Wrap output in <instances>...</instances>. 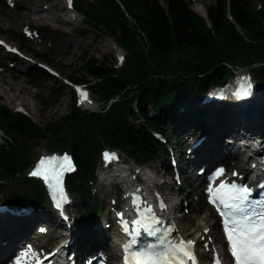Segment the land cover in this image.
Returning <instances> with one entry per match:
<instances>
[{
  "label": "trees",
  "instance_id": "obj_1",
  "mask_svg": "<svg viewBox=\"0 0 264 264\" xmlns=\"http://www.w3.org/2000/svg\"><path fill=\"white\" fill-rule=\"evenodd\" d=\"M253 1L215 0L204 6L203 18L191 10L190 0H163V5L159 0H98L88 7L83 0H74L86 26L115 39L125 52L124 61L117 68L88 58L80 66L85 80L72 79L86 83L97 96V112L79 110L73 98L62 123L39 125L0 105L4 134L0 204L10 208L47 204L42 184L23 172L33 143L45 140L46 150L70 153L77 171L67 176L66 186L68 193L82 201L93 196L91 184L96 180L100 150L118 149L139 165L149 164L161 153L167 154L156 135L170 143L185 122L202 121L206 115L228 121L230 112L223 105L193 112L180 105L202 102L212 88L233 75V66L251 69L252 78L264 89V8L253 11ZM146 106L155 117L149 116ZM164 169H169L168 163ZM18 179H23L24 191L3 199L8 184ZM96 208L98 212L95 204L83 207L80 253L82 233L88 232Z\"/></svg>",
  "mask_w": 264,
  "mask_h": 264
},
{
  "label": "bare ground",
  "instance_id": "obj_2",
  "mask_svg": "<svg viewBox=\"0 0 264 264\" xmlns=\"http://www.w3.org/2000/svg\"><path fill=\"white\" fill-rule=\"evenodd\" d=\"M21 3H17L12 11L7 12L6 19L8 24H14L15 26H19L23 29H32V28H41L47 27L50 24H58L61 26L71 27V30H64L62 28H58L56 30L47 31L49 34H54L53 38L48 41L40 40L39 37H35V35H30L28 40V44H19V46L9 45V47H14L16 49H23L24 51H30L35 47H38V50L44 51L49 50L53 54H57L59 56L60 70L59 73L62 74L65 66H71L73 61L86 53H92L94 50L98 53H107L111 50V47L108 43H102V40L97 35L91 36L85 30L76 29L77 25L75 22V18H68V7L66 6V0H21ZM203 1V0H202ZM193 10L196 14L200 16L205 15V8L203 5L194 7ZM47 28H45L46 30ZM2 32V31H1ZM0 32V33H1ZM10 35L5 34L4 42H8ZM90 39V40H87ZM78 52H81L78 54ZM3 54H0V59H2ZM53 65V60H49ZM0 64L1 61H0ZM34 63L30 59H17L15 63L9 64L6 68V71L9 73V80H6L2 67L0 65V96L2 98H6L9 102H16L17 100L20 103V106L24 105L27 107V110L32 114V109L27 105V101L20 98L21 94L32 95L35 97L38 92L30 94L23 88V83L26 80L22 79L20 76L24 74L26 68L28 66H32ZM10 68H17V73L11 72ZM41 68V67H40ZM245 68V67H244ZM42 69V68H41ZM44 70V69H43ZM247 69H239V71H246ZM45 71V70H44ZM63 75V74H62ZM50 78L49 80H51ZM53 81V80H51ZM46 80L40 79L37 80V86L39 88H44L46 86ZM6 86L7 89L3 88ZM65 88L61 86L59 96L56 97L55 108L57 109V105L61 103V98L63 95ZM256 91V90H255ZM261 92V91H260ZM86 97L81 100L80 105L82 108L87 110L94 109L95 105L90 99V96L85 93ZM260 93H254V98L258 99ZM263 100V99H262ZM250 113V114H249ZM216 123L207 124L206 126H196L194 124H189L185 128L186 135L184 136L185 140L189 141V139L193 136V133L202 132L203 141L198 148H189L186 151V159L180 160L179 158L176 160L175 167L180 172V175L187 180V183L192 184L191 181H201L200 185H202V180L204 177V173L208 170V168L214 163H226L227 160L233 159V163L230 161L229 165L232 164V169H242L241 173H246L247 177L254 178L258 175L259 172L254 168L258 167L259 171H263L264 169V106H257L253 111L248 109L239 110L238 117L230 121L228 125H224L225 127L222 129L220 134H215L219 129L217 128ZM222 127V125H220ZM189 129V131H188ZM214 136L212 138V134ZM185 134V133H184ZM245 159V160H244ZM244 165V167H243ZM213 166V165H212ZM155 177H159L161 172L158 170H154ZM193 182V181H192ZM165 188L168 189V185H165ZM148 186L142 185H134L133 183L126 184L124 190V200L127 201V196L131 194L137 193L145 199V205L151 207L150 200L148 199L149 195L147 193ZM162 202L157 205L156 208L159 210L160 207H165V211L162 213L163 216L168 214H173L175 210L181 205L182 200L174 201L171 197L173 192L169 190L168 194H160ZM98 206V212H100V207ZM100 208V209H99ZM19 211L17 208L10 209L5 207V217L3 224L0 227V258L5 254L8 255L10 248L12 247V243L19 244L23 241L27 236L31 239H35L34 237V229H38L39 226H44L47 229V233L52 231L50 230V226H55L59 230V237L62 241H65V245L60 247V251L58 252V261H62L63 264H79V255L75 251V244L77 240V219L78 213L67 212L65 215L67 219L64 220L58 215L51 216L48 213H31L29 214V226L24 228L22 225L24 224V218L19 216L17 212ZM13 216H11L10 214ZM17 212V213H13ZM35 212V211H33ZM97 208L95 217L91 226V234L90 238L86 241V247H92V255L94 257L101 256L109 258V262L112 264H123L119 261V247L121 243L116 240L120 231L116 227L117 218L114 213V219H112V212L109 211L107 214V218L103 221L100 220L99 216H97ZM18 216V217H17ZM202 224H197V229L202 230L207 229L210 224L207 223L206 219L201 218ZM176 230L179 235L184 238L187 237V227L181 226V221L179 219L176 220ZM112 223L115 224V228L112 229ZM204 232V231H203ZM211 232L215 234V237L212 240H209V245H214V241H219V236L217 235V226L216 224H212L210 226ZM204 232L199 237H190V241H192L193 246L197 249V257L199 259V264H205L204 257L208 255V250L203 249L202 244H204V240L206 238ZM193 233H191L192 236ZM54 239V237H52ZM35 239L34 242H36ZM215 242V243H216ZM58 251V250H57ZM220 252V256L225 259V250L223 248L216 249L213 247L212 252ZM210 252V251H209Z\"/></svg>",
  "mask_w": 264,
  "mask_h": 264
},
{
  "label": "rangeland",
  "instance_id": "obj_3",
  "mask_svg": "<svg viewBox=\"0 0 264 264\" xmlns=\"http://www.w3.org/2000/svg\"><path fill=\"white\" fill-rule=\"evenodd\" d=\"M98 0H83L84 4L86 7L88 6H93ZM160 4L163 5V0H159ZM191 1V10L195 13V11L193 10L194 7L203 5V6H207V5H211L214 3L215 0H190ZM22 1H17V2H5L4 0H0V39H5V34L6 35H10L11 37L9 38L8 44L13 45V46H19V44H25L27 45L29 40V36L30 35H35V37H39L40 40L43 39L44 41H48L51 40L53 38L54 34H49L47 31H54L58 28H62L64 30H71V27L68 26H61L58 24H50L49 26L45 27L47 28L45 30L44 27L41 28H32V29H23L20 28L19 26H15L14 24H8V21L6 19L7 16V12L12 11V9L15 7V5L17 3H21ZM251 8L253 11H256L260 8H264V0H254L251 4ZM206 14V11H205ZM69 17H73L75 18V22H76V29L79 30H85L87 31L91 36L93 35H97L98 37L101 38L102 43H108L111 47V50L108 51L107 53H98L97 51H93L92 53H86L84 55H82V57L77 58L76 60L73 61V64L71 66H65L64 70L62 72V74L59 73V70L61 68V66L59 65V63L57 62L59 60V56L57 54H53L51 53L49 50H44V51H39L38 47H35L32 52L30 51H24L23 49H19V53L18 54H13L10 53L9 51H6V49L2 46H0V54H3L2 59H0L1 63L0 64L2 67V72L3 75L5 77L6 80H9L8 77V72L6 71V68L9 66V64H13L16 62L17 59H30L32 60V62L34 63V65L32 66H28L24 72V74L20 73V76L22 79L26 80L25 83H23V88L28 91L30 94H33L35 92H38V94L35 97H32V95H26V94H21L19 97L26 100L27 105L29 107H31L32 109V114L27 110V107L22 105L20 106L19 101L17 100L16 102H9V100H7L6 98H2L0 96V105L2 106H6L10 111H17V110H22L23 113L25 115H27L29 118H31L36 124L39 125H45L47 123H54L55 125L62 123V119L63 117L67 116V114L71 111L72 107H73V98L75 96L74 93V87L72 85V79L73 78H77L79 80H83L84 78L81 77L80 75V66L82 64V62L86 61L88 58H92L94 60H99L103 63L104 66L106 67H111V66H115V67H120L122 60H123V56H125V52L120 49L116 43H115V39L108 37L107 35H105L102 31H99L97 29H92L89 28L88 26H86V23L83 21V18L81 15L72 13L70 11H68V18ZM90 40V39H87ZM81 52H78V54H80ZM47 59L49 60H53L54 65H49V63H47L46 61L43 60ZM42 69H41V68ZM60 67V68H59ZM233 70L236 73H239V71L237 69H248V68H244L241 65L239 66H233ZM11 72H15L17 73V68H10ZM45 71H44V70ZM63 69V68H61ZM50 70H54L55 72V76L52 75L50 73ZM252 72L251 69H248ZM253 73V72H252ZM234 75L230 76L227 78V82L228 81H232ZM50 78H52L51 80H49ZM40 79H45L46 80V86L44 88H39L37 86V80ZM85 80V79H84ZM61 86H63L65 88L63 95H62V100L61 103L57 105V109L55 108V103H56V97L59 96V92H60V88ZM3 88L7 89L6 86H3ZM87 90L88 95L90 96V99L92 100V102L94 103L95 107H94V111H98L100 106H99V101L97 96H95L91 90L85 85L84 87ZM257 92V91H256ZM258 93H260V96L258 97V106H264V93L260 92L258 90ZM47 96V97H46ZM46 97V98H45ZM263 99V100H262ZM76 100V97H75ZM78 100V98H77ZM248 103H243L242 107L243 108H247ZM182 108H184V110H188V111H195V110H201V104L196 106V103L193 105H188L186 103H183L180 105ZM80 110L83 111H91V110H86L84 108L81 107L80 102L78 100V106H77ZM211 106L208 105L205 108H210ZM193 108V109H192ZM146 109L149 112V116L150 117H155L153 115V112L150 110L149 107L146 106ZM250 114V113H249ZM216 117L218 116H214V115H209L207 116L205 119H203L202 121H197V122H191L196 126H206L207 124H211V123H216L218 126L217 128H219L215 134H220V132L222 131V129L225 126H220L221 125H227L229 124L230 121H232V119L228 120V121H223L220 122L216 119ZM236 117H237V113H236ZM235 117V118H236ZM186 127V124L184 123L181 128L179 130H177V132H175L173 138H172V142H170L172 148L169 147V149L167 148V154H163L161 153V156L157 159V161L153 162V163H149V164H143L144 167L148 168L150 171H152L154 173V170H158L159 172H161V175L159 176V178H161V180L157 179V183H160L161 181H165L168 185V189L167 191L169 192L172 191L173 195H172V199L174 201H178V200H182L181 205L178 206V208L175 210V212L173 214H171V216L175 219H179L181 221V226H186L187 227V237H198L201 234H203L204 232H206V238L204 240V244H202L203 249H207L208 250V255H210L211 250H213V247L216 249H220V245L218 244V241H214V245H209V240H212L215 237V234L208 232L210 230V226L212 224H216L217 226V235L220 237L219 234V229H218V224L216 223V221H214L215 217L213 215V212L211 211V209L208 207V205L205 203V201L202 198V192H201V187L199 186L200 180L199 181H194L192 180L191 183L189 185V183H187V180L184 179L183 176L180 175L178 182H175L173 179V174L176 171L174 166L171 164V161L169 159V154H171V151H176L177 152V156H175V158L173 160L176 159V157L180 158V160H185L186 159V151L187 149L191 148L194 146V144L202 137V132L200 133H196V131L193 133V137L189 139V141L185 140L184 136L185 134L181 133V131L183 130V128ZM189 131V129H188ZM0 135H2L0 133ZM183 135V136H182ZM214 136V133L212 134V138ZM47 143L45 140L37 142V143H33V145L30 147L29 149V156L26 159V164L23 167V172L25 174V176H27V172H28V164L27 162H32L35 158H37L41 153L43 152H48L50 153V151L46 150V146ZM70 146V145H69ZM173 149V150H172ZM103 152V151H102ZM101 152V154H102ZM122 156L128 159V162L130 164L133 163V160L123 151H121ZM169 160V161H168ZM166 163L169 164V169H167L168 171H166L164 169ZM100 164V162L98 163ZM171 165V166H170ZM213 165V164H212ZM211 167V166H210ZM142 186H145L144 184ZM92 192H93V196L90 197L89 199H83L82 201H80L78 199L77 196H73V198L70 200L69 204L67 205V212H73V213H78V219H77V240H76V244H75V251L77 252V254L79 255V262H82L83 259V255L82 253L79 252V250L77 249V244H79L78 240H79V236H80V227H79V222H80V218L84 215V211H83V207L84 206H88L90 207L91 205L95 204V205H99L100 208H102L103 213L98 212L97 216H101L100 220H104L105 218H107V214L109 213V211L112 212V219H114V212L112 211V201L115 199V194L119 191L120 186L117 185H113V186H104L102 185L99 180L97 179L94 184L92 185ZM24 182L23 179H18V180H13L11 181L7 188H6V193L3 195V199H7L9 198V194L12 192H16L21 193L24 191ZM124 189V188H122ZM163 193V192H162ZM120 198H122V196L120 195ZM27 205H19L17 207V209L19 211L18 215L24 218V224L22 225L24 228H27L30 224L28 218H29V214L27 215L28 212H32V213H41V212H45L48 213L52 216V214L50 213V211L45 208L39 211H35L33 212L32 209L27 210L26 207ZM45 206V204H44ZM24 208V209H23ZM115 210H118L117 206L114 207ZM5 210V208H4ZM1 211L0 214H2V216L5 217V212ZM82 210V211H81ZM17 212H13V213H17ZM30 212V213H31ZM7 214H10L9 212ZM11 216H13L12 214H10ZM18 217V216H17ZM54 217V215H53ZM95 215L92 216V219L90 218V224L92 226V222L94 219ZM201 218L206 219L207 223L210 224L209 227H207V229H203L202 230H198L197 229V224H202V220ZM4 218L0 219V227L3 224ZM104 223V221H103ZM91 226L89 227L88 225V232L84 231V233H82L84 239H82L83 241L88 240L90 238L89 233L91 232ZM112 229L115 228V224L112 223L111 225ZM117 227V226H116ZM50 232L47 233V229L44 228V226H39L38 229H34L33 228V232H34V237L36 240V242H34L33 239H31L29 236H27L23 241H21V243L16 244L18 245V247L24 242L27 241H32L33 243L36 244V249L40 250L42 248V246L44 245H49V247L46 249V251L48 249H50L51 246L55 245V244H60V242L62 241L61 238H58L59 236V230L62 231L61 229L56 228L55 226H50ZM204 231V232H203ZM191 233L192 236H191ZM91 234V233H90ZM204 235V234H203ZM58 236V237H56ZM54 237V239L52 238ZM30 239V240H29ZM83 241H80V243H84ZM216 242V243H215ZM21 245V246H22ZM14 245H12V247L10 248V251L14 248ZM92 247L89 248V250H91ZM78 250V251H77ZM93 250V249H92ZM91 250V251H92ZM9 251V253H10ZM210 251V252H209ZM8 253V254H9ZM197 253V252H196ZM84 254V252H83ZM88 255H92V252L89 251V253H87ZM8 255H4V257H7ZM208 262L205 261V264H207ZM82 264H85L84 262H82ZM109 264H112L111 262Z\"/></svg>",
  "mask_w": 264,
  "mask_h": 264
},
{
  "label": "snow or ice",
  "instance_id": "obj_4",
  "mask_svg": "<svg viewBox=\"0 0 264 264\" xmlns=\"http://www.w3.org/2000/svg\"><path fill=\"white\" fill-rule=\"evenodd\" d=\"M81 95L86 97L84 93ZM105 155L108 158V154ZM47 163H54V161ZM40 174V170L31 173V175ZM221 189H225L224 184H221L216 192H220ZM247 193L248 189H237L234 185L226 189L224 196L220 198V202L224 206L221 215L226 218L227 236L236 264H264V213H257V219L242 207L247 199ZM216 199L217 197L214 195L212 202H215ZM144 231L150 236L157 235V231L154 229L145 228ZM139 234V231H136V235L139 236ZM131 243L135 245L137 240L133 239ZM159 243L163 245L164 240L161 239ZM176 253L192 259L189 251L183 245L174 248L173 253L156 254L148 251L140 252L137 256L138 258H147L143 260V264H183L182 261L178 260ZM138 264H140L139 259Z\"/></svg>",
  "mask_w": 264,
  "mask_h": 264
},
{
  "label": "water",
  "instance_id": "obj_5",
  "mask_svg": "<svg viewBox=\"0 0 264 264\" xmlns=\"http://www.w3.org/2000/svg\"><path fill=\"white\" fill-rule=\"evenodd\" d=\"M54 133H52V135H53Z\"/></svg>",
  "mask_w": 264,
  "mask_h": 264
}]
</instances>
